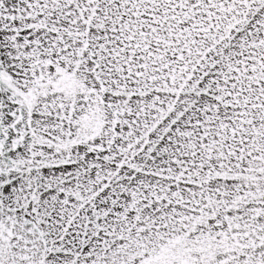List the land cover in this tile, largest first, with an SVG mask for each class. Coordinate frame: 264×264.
<instances>
[{
    "label": "snow or ice",
    "instance_id": "6c2138e0",
    "mask_svg": "<svg viewBox=\"0 0 264 264\" xmlns=\"http://www.w3.org/2000/svg\"><path fill=\"white\" fill-rule=\"evenodd\" d=\"M0 264H264V0H0Z\"/></svg>",
    "mask_w": 264,
    "mask_h": 264
}]
</instances>
